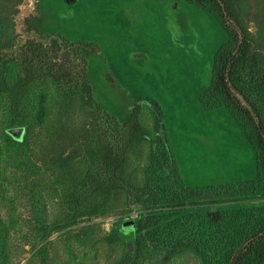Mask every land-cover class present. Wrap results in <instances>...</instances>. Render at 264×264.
Masks as SVG:
<instances>
[{
  "label": "rangeland",
  "instance_id": "obj_1",
  "mask_svg": "<svg viewBox=\"0 0 264 264\" xmlns=\"http://www.w3.org/2000/svg\"><path fill=\"white\" fill-rule=\"evenodd\" d=\"M234 4L231 23L264 57V0ZM18 9L0 29L16 59L28 41L95 45L70 48L84 56L93 102L39 70L0 78V264H206L240 211L264 207L251 184L229 188L255 180L250 121L199 102L225 29L184 1ZM249 94L264 119V96Z\"/></svg>",
  "mask_w": 264,
  "mask_h": 264
},
{
  "label": "trees",
  "instance_id": "obj_2",
  "mask_svg": "<svg viewBox=\"0 0 264 264\" xmlns=\"http://www.w3.org/2000/svg\"><path fill=\"white\" fill-rule=\"evenodd\" d=\"M164 1H184L196 8L206 10L227 32L230 42L216 52L212 68V87L201 94L199 102L206 111L224 104L235 119L240 120L239 117L243 116L250 121L253 131L248 139L257 155L255 180L232 185L229 188L235 189L251 184L254 195L259 192L264 197V119L260 118L257 110L251 107L253 104L249 94L253 90L256 96H264V57L252 51L248 32L239 31L231 23V19H236L235 0ZM21 3L22 0H0V29L12 25L13 16L19 13L18 7ZM0 34H2L0 38L3 39L0 41V78L5 79V74L7 76L15 71L17 73L18 66L27 70H39L48 73L68 97L74 98L81 88L86 91L87 99L93 102L87 70L79 60L84 56L79 55L77 50L71 51L70 48L95 46L94 44L69 45L66 41L58 42L55 39L45 47L43 43L28 41L20 50L25 54L24 59L20 60L10 53L13 47L6 34L4 36L3 33ZM44 115L47 116L46 111L41 113L39 119ZM106 117L111 118L109 115ZM22 139L23 137L15 140L20 142ZM243 213L244 217L237 216L235 219V225L239 223V226L230 233L227 241L217 242L216 247L208 255L206 264H264V207L240 211V214Z\"/></svg>",
  "mask_w": 264,
  "mask_h": 264
},
{
  "label": "water",
  "instance_id": "obj_3",
  "mask_svg": "<svg viewBox=\"0 0 264 264\" xmlns=\"http://www.w3.org/2000/svg\"><path fill=\"white\" fill-rule=\"evenodd\" d=\"M8 133L13 136L15 139L20 140L24 133H25V129L24 128H14V129H9ZM131 225H133L132 223H130Z\"/></svg>",
  "mask_w": 264,
  "mask_h": 264
}]
</instances>
